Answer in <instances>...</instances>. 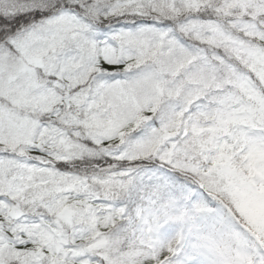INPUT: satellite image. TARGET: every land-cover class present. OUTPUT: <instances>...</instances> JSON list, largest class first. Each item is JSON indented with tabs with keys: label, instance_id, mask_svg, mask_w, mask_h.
I'll use <instances>...</instances> for the list:
<instances>
[{
	"label": "snow or ice",
	"instance_id": "obj_1",
	"mask_svg": "<svg viewBox=\"0 0 264 264\" xmlns=\"http://www.w3.org/2000/svg\"><path fill=\"white\" fill-rule=\"evenodd\" d=\"M188 209L264 264V0H0V264H196Z\"/></svg>",
	"mask_w": 264,
	"mask_h": 264
},
{
	"label": "rangeland",
	"instance_id": "obj_2",
	"mask_svg": "<svg viewBox=\"0 0 264 264\" xmlns=\"http://www.w3.org/2000/svg\"><path fill=\"white\" fill-rule=\"evenodd\" d=\"M181 231L196 264H251L252 241L218 213L188 209L181 216Z\"/></svg>",
	"mask_w": 264,
	"mask_h": 264
}]
</instances>
